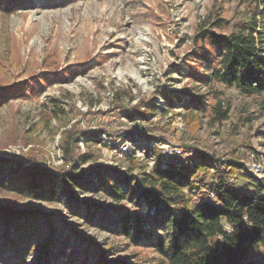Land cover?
<instances>
[{
    "label": "rangeland",
    "instance_id": "1",
    "mask_svg": "<svg viewBox=\"0 0 264 264\" xmlns=\"http://www.w3.org/2000/svg\"><path fill=\"white\" fill-rule=\"evenodd\" d=\"M2 2L1 169L4 172L16 163L23 167L34 163L58 172L66 183L57 182L53 202L0 189V210L14 206L16 212L37 211L43 215L39 239L53 229L57 240L53 256L57 258L63 250L66 256H73L71 261L51 264H99L102 256L109 262L133 264L137 254L150 256L147 251L132 248L119 235L113 221L115 210L131 209V204L114 203L106 192H96L97 181L93 172L89 174L94 169L102 168L104 175L118 174L119 180L130 167L142 164L137 160L145 159L147 169L155 157L150 148L155 147L160 155L167 143L186 148L189 155L198 152L222 161L241 158L238 171L264 181V114L259 116L254 103L235 89L225 90L230 117L220 125H209L208 112L199 119L183 118L190 115L183 108L171 110L163 118L158 111L144 121L126 116L151 105L156 107L166 93L182 99L180 93L194 88L206 96L200 75L209 74L216 47L202 43L200 31L229 35L240 23L252 18L259 21L264 15V2L13 0L8 13L3 11ZM216 20L222 23L219 29L212 28ZM201 48L206 52L204 59L199 58ZM116 92L125 93L117 103L113 96ZM208 103L206 100L202 106L206 111L210 109ZM71 128L82 132L78 158L91 151L94 157L88 161L77 159L74 167L64 165L61 169V134ZM128 137L139 147L131 163L114 154L119 146L130 143ZM253 163L260 165L258 173L250 172ZM68 172L80 179L72 182L66 177ZM213 172L206 169L197 177L208 184ZM138 173L136 168L132 176ZM246 183L243 179L236 182L241 188ZM139 206L146 211L143 201ZM88 210L95 214L90 222L84 218ZM48 215L51 217L46 219ZM5 240L0 225V264H37L34 253L22 252L20 256L5 251ZM39 241L32 242L33 248L37 249ZM263 254L264 248L260 247L255 253L257 261Z\"/></svg>",
    "mask_w": 264,
    "mask_h": 264
},
{
    "label": "trees",
    "instance_id": "2",
    "mask_svg": "<svg viewBox=\"0 0 264 264\" xmlns=\"http://www.w3.org/2000/svg\"><path fill=\"white\" fill-rule=\"evenodd\" d=\"M12 3L13 0H3L5 13L12 10L8 8ZM221 26L219 20L212 24L213 29ZM198 37L202 43L209 42L210 47H216V58L211 63L209 74L200 75L207 95L198 94L194 88L180 93L182 99L166 93L163 95L165 111L159 117L163 118L171 110L183 108L187 114L190 113L183 118L199 119L208 112L209 125H220L230 117L226 89H235L240 95L249 98L256 106L258 115L263 116L264 15L261 14L259 21L252 18L240 23L229 35L217 36L213 31L201 30ZM205 54L204 48H201L199 58L204 59ZM124 94L116 92L113 95L115 102H119ZM206 100L210 104L208 111L202 107ZM93 105L95 103H90V106ZM160 110L163 108L151 105L143 112L135 111L126 116L129 120L144 121L147 116ZM61 135L60 151L64 163L61 169L64 165L74 167L77 159H93L92 151L83 157L77 156L82 132L71 128ZM126 139L131 143V151L122 158L131 163L139 147L131 137ZM183 149L184 154L178 159V166L168 164L162 168L159 152L151 147L150 151L155 157L148 172H145V159L137 160L142 164L130 167V176L120 174L119 180L116 179L118 174L104 175L102 168L89 172H93L97 181L94 188L96 192H106L114 203L128 201L131 204V209L115 210L113 221L117 223L119 235L127 244L150 254L145 257L135 255L133 264H264V254L260 261L255 258L256 251L260 247L264 248V181H256L252 175L239 172L237 167L241 158L222 161L198 152L189 155L186 148ZM136 168L139 173L133 177ZM206 169L214 171L208 184L197 177L198 173ZM240 170L245 171L246 168L240 167ZM1 172L0 165V176ZM66 177L74 183L80 179L73 178L69 172ZM64 179L58 172L53 173L37 164L23 167L16 163L3 172L0 189L37 201L53 202L57 194V182L61 180L66 183ZM239 179L246 181L247 185L238 187L236 182ZM122 187L127 189L123 190ZM141 201L146 205L144 212L140 210ZM13 207L0 210V225L4 228L6 239L5 251H14L20 256L22 252L34 253L37 264L72 260L73 256H66L64 250L57 258L53 256L52 250L57 241L53 229H49V235L43 241L40 240L43 234V215L40 212L21 213L12 210ZM94 215L88 210L84 218L90 222ZM147 226L153 229H147ZM33 241L40 242L37 249L33 248ZM99 264L126 263L120 260L109 262L102 256Z\"/></svg>",
    "mask_w": 264,
    "mask_h": 264
},
{
    "label": "built area",
    "instance_id": "3",
    "mask_svg": "<svg viewBox=\"0 0 264 264\" xmlns=\"http://www.w3.org/2000/svg\"><path fill=\"white\" fill-rule=\"evenodd\" d=\"M110 96L112 99V95H110ZM156 107L158 109L163 108V110H160L161 112L165 111V106H164L163 101H160V104H157ZM102 137L105 138L104 135H102ZM160 150L161 151H160V155H159V162L161 163L162 168H165L166 165H168V164H175L176 166H178L179 164L177 161H178V159H181L183 157V154H184V150L182 148H180L178 146H172V145L169 146V145H167V143ZM130 151H131V144L125 143V145L119 146L116 149V151H114V154L116 157H122L124 154L130 153ZM153 164H154V162H152V164L146 169L145 172H148L149 169L153 166ZM249 170L251 173H258L260 171V165L253 163L249 166Z\"/></svg>",
    "mask_w": 264,
    "mask_h": 264
}]
</instances>
